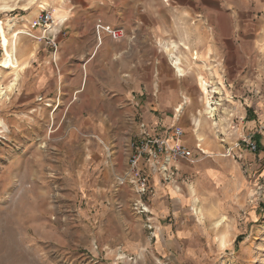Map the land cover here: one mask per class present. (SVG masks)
<instances>
[{"label":"rangeland","instance_id":"obj_1","mask_svg":"<svg viewBox=\"0 0 264 264\" xmlns=\"http://www.w3.org/2000/svg\"><path fill=\"white\" fill-rule=\"evenodd\" d=\"M138 1L127 0V5ZM13 6L28 10L16 15ZM47 9L61 16L53 0H0V264H264V146L251 135H241L242 129L247 132L239 123L249 108L251 91L243 95L233 87L222 96L216 94L219 89H205L207 81L202 80L206 117L212 116L214 134L209 136L199 122L196 152L190 150V159L171 160L166 175L152 173L153 160L143 155L137 171L148 178L149 189L139 194L138 177L130 172L127 139L117 135L127 134V121L104 122L99 129L88 119L97 106L82 104L80 93L64 92L54 48L39 38L44 29L40 17ZM55 33L58 39L62 35L61 30ZM13 36L19 76L14 71L18 62L1 66L11 52ZM44 45L53 50V80L59 84L61 76L63 81L57 102L32 89L41 68L28 69V64ZM212 100L214 115L206 110ZM249 138L256 150L244 142ZM137 140L128 142L132 152L141 138ZM166 155H158V167L166 163ZM206 159L230 161L232 192L222 195L221 183L202 181L200 166ZM155 183L175 191L168 197L162 194L170 201L171 215L161 216L160 222L151 206ZM190 185L200 200L198 215ZM166 226L173 232L164 234V240H177V247L162 255L146 248L163 237Z\"/></svg>","mask_w":264,"mask_h":264},{"label":"crops","instance_id":"obj_2","mask_svg":"<svg viewBox=\"0 0 264 264\" xmlns=\"http://www.w3.org/2000/svg\"><path fill=\"white\" fill-rule=\"evenodd\" d=\"M54 6L65 19L55 53L63 73V90L69 96L82 94V104L97 106L88 119L99 129L104 122L127 121V134H117L127 139V155L132 153L128 142L140 138L141 122L169 142L174 140L167 129L182 127L185 135L181 142L196 152L193 146L194 137L201 133L199 122L209 136L214 134L212 116L206 117L202 80L208 82V89H219L216 94L222 96L223 90L233 87L243 95L247 94L244 90L251 91L249 108L239 120L247 134L243 129L240 134L251 135L264 146V0H140L129 5L127 0H53ZM26 10L11 8L16 15ZM98 20L122 28L124 38L117 42L102 33L98 39ZM52 61L53 50L44 45L28 69L41 68L33 91L57 102L63 81L61 76L59 84L53 80L57 71ZM206 146L219 149L213 143ZM200 167L203 182L221 183L222 195L232 192L229 160L223 164L206 159ZM190 186L198 215L202 209L197 206V189ZM154 187L151 206L156 222H160L161 216L171 215L170 201L162 194L168 197L175 191L174 187L165 190L161 183ZM172 232V226L163 227V237L148 242L146 248L152 247L160 255L176 248L177 240H164V234Z\"/></svg>","mask_w":264,"mask_h":264},{"label":"built area","instance_id":"obj_3","mask_svg":"<svg viewBox=\"0 0 264 264\" xmlns=\"http://www.w3.org/2000/svg\"><path fill=\"white\" fill-rule=\"evenodd\" d=\"M40 24L44 26V29L42 35L39 38L41 40H45V42L50 44L52 48H54V52L56 53L59 47V39L57 37V33L49 31L51 26L56 24L53 13L49 9L44 10L43 14L40 17ZM96 32L99 39L101 33H107L114 40H120L124 36V31L122 28H114L110 25H105L101 20H99L96 24ZM140 128H141V135H140L141 140L137 145H134L136 151H133L131 153L129 161H130V172L132 171L138 177L137 178V183L139 186L138 193L145 194L149 189L148 178L146 177L142 178L140 176V170L137 171V169H139L138 167L141 163V159L143 155L149 154L151 160H153V162L151 163L152 173L161 171L164 173V175H166L169 174L168 172L170 166H168V164L170 165L172 164L170 163L171 160H176L180 158L190 159L191 151L187 146H185L181 142V139L184 135V130L180 126H174L167 129L173 136L174 144L172 145L170 144L171 142H169L168 139L165 137H154V138L151 137L150 132L148 131V126L145 122L140 123ZM251 139L252 138H249L244 142H246L247 147H250L251 150H256L257 145ZM237 145L240 146L241 144L238 143ZM197 148L203 152V149L201 148L200 144H197ZM231 151L232 148L227 149L228 154H230ZM162 153L167 154L166 163L158 167L157 157L159 154Z\"/></svg>","mask_w":264,"mask_h":264},{"label":"bare ground","instance_id":"obj_4","mask_svg":"<svg viewBox=\"0 0 264 264\" xmlns=\"http://www.w3.org/2000/svg\"><path fill=\"white\" fill-rule=\"evenodd\" d=\"M46 6V5H45ZM44 6V7H45ZM3 7H8V6H3ZM53 16H54V20H55V22H56V24H54V25H52L51 26V28L49 29V31L50 32H58L59 30H60V27L62 26V25H64V22H65V19L63 18V16L61 15V16H59L58 18L55 16V14L53 13ZM57 18V19H56ZM58 21V22H57ZM16 36H13L12 37V40H11V42H12V48H11V52L7 55V57H8V59H6L2 64H1V66H6V67H8V68H10V66H11V63H12V65H16L17 64V59L15 58V53H16ZM17 67L18 68H16L14 71L17 73V76H19V74H18V72H20L19 70L21 69V65H20V63L18 62V65H17ZM180 71H181V73H183L184 72V70H182V69H180ZM208 82H204V85H203V87L205 88V89H207V87H208ZM211 92H218V91H211ZM213 100L212 101H209V102H207V105H206V110L209 112V113H213V115H214V112H215V110H216V107H214L213 105ZM176 141V140H175ZM171 145L172 144H174V142L172 143H170ZM200 146H201V144H200ZM206 156H208V154H206ZM195 209H196V213H199V209L197 208V207H195Z\"/></svg>","mask_w":264,"mask_h":264}]
</instances>
